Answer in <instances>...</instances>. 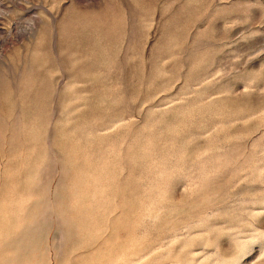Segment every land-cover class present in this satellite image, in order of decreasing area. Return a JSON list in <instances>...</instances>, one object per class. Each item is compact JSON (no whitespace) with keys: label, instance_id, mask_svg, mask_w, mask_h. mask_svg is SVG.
<instances>
[{"label":"rangeland","instance_id":"rangeland-1","mask_svg":"<svg viewBox=\"0 0 264 264\" xmlns=\"http://www.w3.org/2000/svg\"><path fill=\"white\" fill-rule=\"evenodd\" d=\"M0 264H264V0H0Z\"/></svg>","mask_w":264,"mask_h":264}]
</instances>
